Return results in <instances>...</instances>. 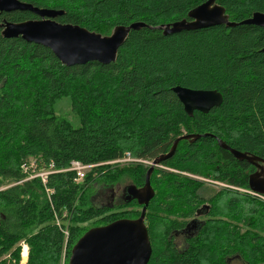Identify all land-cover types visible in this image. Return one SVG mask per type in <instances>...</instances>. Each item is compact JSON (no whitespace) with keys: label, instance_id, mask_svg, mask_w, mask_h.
I'll return each instance as SVG.
<instances>
[{"label":"trees","instance_id":"trees-1","mask_svg":"<svg viewBox=\"0 0 264 264\" xmlns=\"http://www.w3.org/2000/svg\"><path fill=\"white\" fill-rule=\"evenodd\" d=\"M19 1L64 11L58 23L109 36L136 22L157 28L187 19L208 0ZM215 2L236 24L264 13V0ZM35 19L29 12L0 13V24ZM263 50L259 26L170 36L144 28L130 33L115 63L68 68L50 49L5 39L0 29V264H21L22 242L29 247L25 264H58L61 253L66 250L68 259L90 229L138 219L142 207L127 203L123 191L142 188L149 169L107 163L126 155L153 162L178 138L193 134L200 138L181 141L151 176L155 197L145 217L149 264H228L229 257L264 264V201L193 179L249 188L252 165L236 160L217 140L264 160ZM177 86L217 91L223 103L208 114L189 116L172 91ZM63 98L71 100L77 129L55 114ZM72 161L97 168L75 184L74 173L66 171ZM31 162L38 171L53 164L46 185L39 179L22 182L27 178L22 166L28 169ZM45 188L52 190L50 200ZM110 190L118 192L112 201ZM104 192L110 205L99 207L95 200ZM197 213L200 224L189 247L174 249L170 233L186 228ZM67 217L64 238L57 223L64 226Z\"/></svg>","mask_w":264,"mask_h":264},{"label":"water","instance_id":"water-1","mask_svg":"<svg viewBox=\"0 0 264 264\" xmlns=\"http://www.w3.org/2000/svg\"><path fill=\"white\" fill-rule=\"evenodd\" d=\"M29 12L37 17L22 23L3 21L0 24L1 35L5 39L22 38L28 43L50 49L63 66L68 68L97 62L102 65L115 63L120 48L133 31L144 28L162 31L164 36L182 32L196 31L216 26L234 28L241 25L264 27V13H254L251 18L236 24L230 21L226 10L215 0H208L192 9L183 19L157 28L148 27L143 22L129 26H118L109 36L90 32L85 28L56 21L64 11L42 9L19 0H0V13ZM264 52V50L262 51ZM173 93L183 106L184 112L192 116L194 112L208 114L213 108L223 103L220 93L212 90H192L177 86ZM199 135H186L178 138L168 154L161 155L149 168L145 185L142 188L126 187L123 199L129 203L136 201L142 207L138 219H122L107 226L95 227L87 231L73 246L68 264H149L152 246L148 229L145 225L146 212L155 197L151 186V176L161 163L170 159L181 141H196ZM219 147L232 154L239 161L252 166L264 165V160L231 149L217 140ZM263 173H256L249 179V189L264 196Z\"/></svg>","mask_w":264,"mask_h":264},{"label":"rangeland","instance_id":"rangeland-1","mask_svg":"<svg viewBox=\"0 0 264 264\" xmlns=\"http://www.w3.org/2000/svg\"><path fill=\"white\" fill-rule=\"evenodd\" d=\"M54 109H55V114L57 115V116H60V117H62L63 119H65V120H67L68 121V123H70L72 126H73V128H75V129H77V128H79L80 127V121H79V119L76 117V116H74L73 115V113L71 112V109H72V106H71V100L69 99V98H63L61 101H59L58 102V104L56 105V107H54ZM131 159H133V158H131ZM119 160V159H118ZM136 160H139V159H136ZM143 162H147L148 163V165H145V164H143V163H137V162H132V163H122V164H118V165H111V166H123V165H141V166H143V167H146V168H148L149 169V167L152 165V161H148V160H142ZM73 162H79V161H72L71 162V164L73 163ZM112 162H114V161H112ZM32 163H34V162H31L30 164H29V166L32 164ZM81 163V162H80ZM109 163H111V162H109ZM35 164V163H34ZM71 164H70V167H71ZM81 164H83V163H81ZM50 165H52L53 166V164H50ZM83 165H85V164H83ZM87 166H91L92 168L91 169H89L87 172H86V176H85V178L87 177V175L89 174V172H91V170L92 169H94V168H97V166L96 165H87ZM161 168H163V167H161V165L157 168V169H161ZM53 169H54V166H53ZM52 169V170H53ZM165 169V168H164ZM51 170V171H52ZM165 170H167V169H165ZM39 171H41V170H39ZM66 171H68V169L66 170ZM28 172L29 171H27L26 173H25V175L27 176V178L24 180V181H22V182H26V181H30V180H34V179H39V180H41L40 178H31V177H33V175H34V173H30V174H28ZM56 173H61V171H55ZM29 175L31 176V177H29ZM191 177V176H190ZM193 179H196V180H199V181H202V182H207V183H209V184H211V185H213V186H220V187H225V188H229V189H231V190H235V191H238V192H240V193H244V194H248L247 192H250V189L248 188L247 190L246 189H241V188H235V187H230V186H228V185H224V184H222V183H218V182H213V181H209V180H204V179H202V178H193ZM84 180V179H83ZM82 180V181H83ZM42 181V180H41ZM82 181H80V182H75V184H80V183H82ZM47 188H45V191H46V194H47V196H48V198H49V200L51 199V195H52V190H50L49 189V191L51 192V193H48L47 192ZM107 192H109V191H107ZM113 192V190H110V192H109V195L111 194ZM248 195H250V194H248ZM252 196V195H251ZM101 199L100 200H95V204L97 203V205L99 206V207H107L108 205H110V203L107 201V193L106 192H104V193H100V196H99ZM104 200H103V199ZM106 198V199H105ZM107 205V206H106ZM67 219H68V217H67ZM69 219H68V221L64 224V226L62 225V227H64V228H67L68 229V224H69ZM146 225V224H145ZM147 227V226H146ZM160 227H158L157 229H159ZM158 238H163V237H158ZM156 240H157V237H156ZM162 239H158V242H160ZM162 242V241H161ZM158 245V244H157ZM23 246H25V248L24 249H27V251H28V256H29V247H28V245H27V243H25V242H22L21 243V248H22V250H23ZM66 249V248H65ZM72 249V248H71ZM71 249H70V251L69 252H71ZM22 250H21V254H22ZM66 250H64L62 253H61V255L59 256V260H58V264H68V261H69V258H70V253H69V256H68V259H66ZM28 256H27V259H25V260H22V256H21V264H25L27 261H28ZM25 261V262H24ZM231 264H242V263H240L238 260H232V262H231Z\"/></svg>","mask_w":264,"mask_h":264},{"label":"flooded vegetation","instance_id":"flooded-vegetation-1","mask_svg":"<svg viewBox=\"0 0 264 264\" xmlns=\"http://www.w3.org/2000/svg\"><path fill=\"white\" fill-rule=\"evenodd\" d=\"M252 167L253 168L250 170L249 179L252 175L260 172L263 173L262 178L264 179V165L260 164L259 167L257 166H252ZM117 193L118 192L116 191L112 192L108 199L110 201L114 200L116 198ZM98 196H100V194ZM199 224H200V213H197L196 216L191 220H189L188 224H186V228L175 230L174 232L170 233L167 240L172 242L174 249H178L181 252H184L189 247L190 241L193 240L189 237L197 231ZM231 262L232 259L229 257L228 264H231Z\"/></svg>","mask_w":264,"mask_h":264},{"label":"built area","instance_id":"built-area-1","mask_svg":"<svg viewBox=\"0 0 264 264\" xmlns=\"http://www.w3.org/2000/svg\"><path fill=\"white\" fill-rule=\"evenodd\" d=\"M132 162H137V163H143L145 165H148L147 162H143V161H134L130 158V156L128 155L126 158H124L123 160H119L116 161L114 163H132ZM33 169V171H36V166L34 163H32L30 165V167H28V169ZM50 168H52V166H50ZM91 166H85L83 164H81L80 162H73L71 165V169L70 171H73L76 175V182H80L82 181L85 176H86V172L91 169ZM27 166H23V170L24 171H28ZM50 175V172H41V173H36L35 175H33V177L31 178H40L42 180V182L45 184L48 180V176ZM48 193H51L49 190H47ZM248 194L252 195L253 197L258 198L259 200L264 201V197L256 195L254 193L251 192H247ZM65 235H67V233L65 232ZM25 248V246H23V249ZM67 259V258H66Z\"/></svg>","mask_w":264,"mask_h":264},{"label":"bare ground","instance_id":"bare-ground-1","mask_svg":"<svg viewBox=\"0 0 264 264\" xmlns=\"http://www.w3.org/2000/svg\"><path fill=\"white\" fill-rule=\"evenodd\" d=\"M128 155H126V156H124L123 158H121V159H119V160H123L124 158H126ZM130 156V155H129ZM131 158V157H130ZM119 160H116V161H119ZM132 160H134V161H142V160H136V159H132ZM116 161H114V162H116ZM114 162H111V163H107L108 165H114V164H122V163H114ZM153 163V162H152ZM72 165V164H71ZM50 166H52V165H50ZM50 166H49V169L48 170H44V171H38V170H36V172L34 173V175L36 174V173H41V172H51V170L53 169V166H52V168H50ZM85 166H87V165H85ZM30 167V166H29ZM151 167V166H150ZM22 169H23V166H22ZM70 169H71V167L68 169V171H70ZM24 171V170H23ZM25 173H26V171H24ZM70 172H72V173H74L73 171H70ZM74 175H75V173H74ZM29 177H31L30 175H29ZM49 177V176H48ZM85 179V178H84ZM74 181L76 182V175H75V177H74ZM42 182V181H41ZM47 183V182H46ZM46 183L44 184L43 182H42V184L43 185H46ZM77 183V182H76ZM49 190V189H48ZM250 192L251 193H254L253 191H251L250 190ZM254 194H256V195H259V194H257V193H254ZM259 196H262V195H259ZM262 197H264V196H262ZM57 225L58 226H60V228L62 229V233H63V236H64V238H68V236H69V233H68V229L67 228H64V227H62V225L60 224V223H57ZM65 232L67 233V235H65ZM73 248V247H72ZM72 250V249H71ZM21 256H22V260H24V258L26 257L27 258V256H28V251H27V249H23L22 250V254H21Z\"/></svg>","mask_w":264,"mask_h":264}]
</instances>
